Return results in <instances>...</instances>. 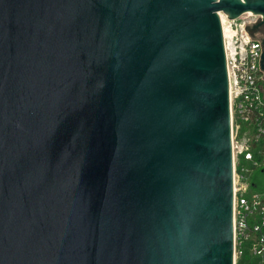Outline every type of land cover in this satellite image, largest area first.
Listing matches in <instances>:
<instances>
[{
  "label": "water",
  "instance_id": "1",
  "mask_svg": "<svg viewBox=\"0 0 264 264\" xmlns=\"http://www.w3.org/2000/svg\"><path fill=\"white\" fill-rule=\"evenodd\" d=\"M248 11L0 0V264H234L219 12Z\"/></svg>",
  "mask_w": 264,
  "mask_h": 264
},
{
  "label": "built area",
  "instance_id": "2",
  "mask_svg": "<svg viewBox=\"0 0 264 264\" xmlns=\"http://www.w3.org/2000/svg\"><path fill=\"white\" fill-rule=\"evenodd\" d=\"M219 16L234 87V264H264V33L250 30L263 17Z\"/></svg>",
  "mask_w": 264,
  "mask_h": 264
},
{
  "label": "rangeland",
  "instance_id": "3",
  "mask_svg": "<svg viewBox=\"0 0 264 264\" xmlns=\"http://www.w3.org/2000/svg\"><path fill=\"white\" fill-rule=\"evenodd\" d=\"M261 177H262V179L264 180V175H262Z\"/></svg>",
  "mask_w": 264,
  "mask_h": 264
},
{
  "label": "bare ground",
  "instance_id": "4",
  "mask_svg": "<svg viewBox=\"0 0 264 264\" xmlns=\"http://www.w3.org/2000/svg\"><path fill=\"white\" fill-rule=\"evenodd\" d=\"M224 12L219 13V15L223 14Z\"/></svg>",
  "mask_w": 264,
  "mask_h": 264
},
{
  "label": "flooded vegetation",
  "instance_id": "5",
  "mask_svg": "<svg viewBox=\"0 0 264 264\" xmlns=\"http://www.w3.org/2000/svg\"><path fill=\"white\" fill-rule=\"evenodd\" d=\"M262 32L264 33V30H262Z\"/></svg>",
  "mask_w": 264,
  "mask_h": 264
}]
</instances>
